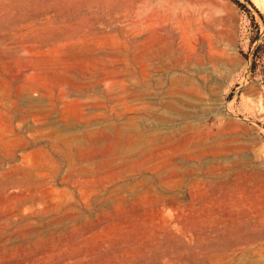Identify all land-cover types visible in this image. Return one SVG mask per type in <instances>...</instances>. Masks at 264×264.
I'll return each instance as SVG.
<instances>
[{"label":"rangeland","instance_id":"1","mask_svg":"<svg viewBox=\"0 0 264 264\" xmlns=\"http://www.w3.org/2000/svg\"><path fill=\"white\" fill-rule=\"evenodd\" d=\"M254 30L234 0H0V264H264Z\"/></svg>","mask_w":264,"mask_h":264},{"label":"trees","instance_id":"2","mask_svg":"<svg viewBox=\"0 0 264 264\" xmlns=\"http://www.w3.org/2000/svg\"><path fill=\"white\" fill-rule=\"evenodd\" d=\"M236 1V3H238L239 5H241V7L247 11V14L251 20V22L254 24L255 30H254V34L253 36H251V43H254L256 40H262L261 42L258 43L257 47L264 45V31L261 32V28L256 20V14L257 16L261 19L262 23H263V27H264V18L263 15L259 12V10H257L254 6V11L255 13H253L245 4H243L242 2L238 1V0H234ZM254 66V61L252 63V67Z\"/></svg>","mask_w":264,"mask_h":264}]
</instances>
